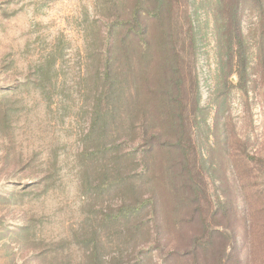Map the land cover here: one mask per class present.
Instances as JSON below:
<instances>
[{"label":"rangeland","instance_id":"rangeland-1","mask_svg":"<svg viewBox=\"0 0 264 264\" xmlns=\"http://www.w3.org/2000/svg\"><path fill=\"white\" fill-rule=\"evenodd\" d=\"M130 1L0 0V264H127L116 258L130 250L120 245L122 223L102 220L119 205V190L100 188L105 159L93 154L100 137L90 123L106 26ZM181 2L192 76L184 90L185 158L181 151L174 158L190 170L182 179L193 190L182 194L193 201L172 212L158 196L155 211H144L149 243L193 213L194 227H182L222 231L215 248L226 264H264V0L239 3L243 56L221 35L216 0ZM119 101L111 135L120 146L106 151L107 160L139 150L124 137V106L133 101L124 93ZM159 243L162 255L154 251L148 264H165L173 244Z\"/></svg>","mask_w":264,"mask_h":264},{"label":"trees","instance_id":"trees-1","mask_svg":"<svg viewBox=\"0 0 264 264\" xmlns=\"http://www.w3.org/2000/svg\"><path fill=\"white\" fill-rule=\"evenodd\" d=\"M181 1L131 0L127 7L118 8L123 10L106 26L102 87L91 111L90 131L97 129L100 137L93 154L105 159L100 188L107 191L114 185L119 190V205L113 212H104L102 220L106 224L122 223L123 228L118 231L120 245L128 244L130 250L123 248V254L118 253L116 258L120 262L126 259L127 264H148L156 250L162 255L159 241L164 238L165 243L173 244L163 254L165 264H226L221 254L217 256L215 248L217 240L223 239L222 231L212 228L201 234L187 233L182 227L196 223L193 213L187 219L173 220L171 234H167V225L149 243V220L144 211L148 208L155 211L158 196H165L166 203L172 204V212L193 201V196L182 194L183 188L188 192L193 190L191 183L186 185L182 179L185 174L190 180V170L181 158H174L180 151L185 158L183 136L188 117L184 90L187 78L192 76V38L186 43L191 26ZM216 1L221 35L227 37L230 49L237 45L239 55L243 56L238 18L242 0ZM182 18L187 22L183 23ZM123 93L133 101L131 107L124 106L130 117L126 124L129 134L124 137L131 135L128 140L135 141L139 150L134 151L133 146L134 152L114 153L107 160L106 151L120 146V137L111 135V128L116 125ZM164 156L167 157L163 159ZM109 160L115 161L114 167L109 168ZM147 190L151 195L146 194ZM231 251L227 253L228 258L232 256ZM112 259L114 256L109 258ZM227 264H240V261L231 258Z\"/></svg>","mask_w":264,"mask_h":264}]
</instances>
